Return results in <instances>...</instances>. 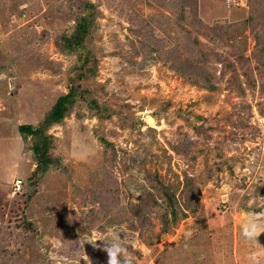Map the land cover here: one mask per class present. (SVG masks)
Listing matches in <instances>:
<instances>
[{
  "label": "rangeland",
  "instance_id": "obj_1",
  "mask_svg": "<svg viewBox=\"0 0 264 264\" xmlns=\"http://www.w3.org/2000/svg\"><path fill=\"white\" fill-rule=\"evenodd\" d=\"M258 2L0 0V264H107L110 227L133 264H264V231L240 228L264 218ZM80 16L88 34L67 52ZM20 124L50 137L35 185L37 138Z\"/></svg>",
  "mask_w": 264,
  "mask_h": 264
},
{
  "label": "trees",
  "instance_id": "obj_2",
  "mask_svg": "<svg viewBox=\"0 0 264 264\" xmlns=\"http://www.w3.org/2000/svg\"><path fill=\"white\" fill-rule=\"evenodd\" d=\"M187 2L188 3L191 2L192 6L195 7V0L194 2L192 0H187ZM84 7H86L85 8L86 10L89 8L87 4L84 5ZM257 7L263 8L264 0H259L258 4L255 3V7L254 9H252V12L254 11V13H256L255 11H258L256 10ZM78 20L80 21V23L75 26L74 31L68 36H62L63 49L67 52H74L75 50L81 49L84 43V39L88 34L89 25H90L89 18L80 16ZM259 34L261 35L260 31L257 34V38ZM256 41L260 42L259 38ZM261 41L263 42L264 40ZM72 103H73V92H68L67 94L59 96L55 104L52 106V108L45 114L42 122L44 123L43 125L46 126L49 123L59 121L64 116V113L68 110L69 106ZM18 131L23 136L31 135L37 138V140L33 143L31 147V151L33 152V155L36 159V168L34 169L30 177L31 181H29L28 183V185L29 184L35 185L38 179H40L48 171V169L52 166L53 163V160L50 154L48 153V145H49L48 138L50 137L43 134L45 133V130H42L40 126L34 128L30 124H20L18 126ZM186 181L189 184V178H186ZM159 188L164 193V199L166 201L167 207L170 208L169 211L170 214H172V216H175L177 214L175 208L176 205L178 204L177 203L178 200H176L175 193L171 191L169 187L165 188L163 186H159ZM22 189H23V185L21 183V188L18 190V192L21 191Z\"/></svg>",
  "mask_w": 264,
  "mask_h": 264
},
{
  "label": "clouds",
  "instance_id": "obj_3",
  "mask_svg": "<svg viewBox=\"0 0 264 264\" xmlns=\"http://www.w3.org/2000/svg\"><path fill=\"white\" fill-rule=\"evenodd\" d=\"M240 228L244 239L248 241L256 240L257 234L264 231V218L245 216L241 219ZM121 232L122 229L119 227H110L96 237V240L100 239L106 242L107 264H133L131 254L121 243ZM186 235H191V233H186ZM248 259L254 264L256 253L254 251L250 252Z\"/></svg>",
  "mask_w": 264,
  "mask_h": 264
},
{
  "label": "built area",
  "instance_id": "obj_4",
  "mask_svg": "<svg viewBox=\"0 0 264 264\" xmlns=\"http://www.w3.org/2000/svg\"><path fill=\"white\" fill-rule=\"evenodd\" d=\"M227 1H228V0H227ZM20 186H21V181H19V180L15 181L14 184H13V188H14V190H15V189H16V190H19V189H20Z\"/></svg>",
  "mask_w": 264,
  "mask_h": 264
}]
</instances>
